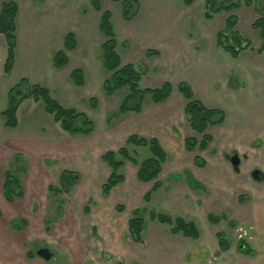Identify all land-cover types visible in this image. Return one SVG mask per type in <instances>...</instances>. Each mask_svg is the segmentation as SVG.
Segmentation results:
<instances>
[{"label": "rangeland", "instance_id": "374dc122", "mask_svg": "<svg viewBox=\"0 0 264 264\" xmlns=\"http://www.w3.org/2000/svg\"><path fill=\"white\" fill-rule=\"evenodd\" d=\"M11 1L17 3L20 9V17L16 30L14 66H12L13 70L11 69L12 72L8 75L3 71L4 55H0V107L4 106L6 100L4 92L7 86L13 82L17 83L21 78H26L30 83L37 81L40 86L46 87L52 99L61 106H71L85 114L93 122L94 132L88 137L66 138L59 133L60 131L63 134L58 124L53 122L52 116L44 111V105L41 101L34 103L32 100L26 99L18 108L17 128H5L2 125L3 120L0 116V139L2 137L8 138L6 141H2V145H8L9 149L13 145L10 151L4 149V151L10 152L11 155L7 158H5L6 156L0 158V172L2 173L8 169L11 173L16 174L21 183L25 181L30 184V180L33 179V182L41 184L39 207L38 203H34V210H38V212L34 213L39 216L45 210L46 218L43 224L50 227L55 221L61 222V224L67 223L66 215H71L67 207L71 202L68 201L65 194L59 196L47 194L46 197L45 188L50 183L58 187L60 171L64 168L70 169L78 176L77 184L72 187L70 194L77 190L76 188L79 186L81 189H88L87 196L90 198L85 205L89 209L109 217L108 221L113 220L118 228L119 235L114 240L117 244H114L115 246L112 248L105 241V251L108 252L107 255L110 260L96 258V260L88 263H77L71 253L64 251L66 246L63 241L59 243H57V240L49 242L45 236L31 239V244L27 246L28 249L35 254L39 248H47L53 256L50 261L42 260L43 264H96L95 261L99 263L104 261V264H119L120 262L122 264H259L257 260L245 262L243 261L244 258L238 260L230 256L223 259V253L219 256L221 260H214L203 254L202 248L205 246L215 248L216 243L214 242L217 239L215 233L219 231L218 226L216 227L208 222L207 216H232L234 213L242 215L239 207H237L235 196L232 197L231 202H226L223 199H218L214 192L205 194L203 191L193 190L192 187L175 188L173 177L176 175L164 173L158 180L160 187L155 192H151L150 200L146 203L143 201L142 196L140 198L139 196L135 197V188L131 186L135 182V180L133 181L135 169L129 163L124 164L121 169V173L125 178L123 184L115 187L108 199L101 196V185L109 175V168L101 160V156L106 151H116L121 148L124 145L125 138L130 134L131 127L128 123L130 121L128 113L124 115L117 114L120 102L127 91L124 89L112 96H106L101 86L102 80L106 79L109 74L101 66L100 45L104 41V37L97 29L100 14L91 8L90 0H61L64 5L59 2L48 5L46 0L42 3H40L42 0ZM204 1L195 0L193 5L185 7L180 0H141L142 15L138 16L132 23H126L121 19L118 4H114L110 0H102V9L108 10L112 15V26L118 42L116 51L123 64H133L141 72L139 83L141 89L157 88L162 83L169 82L173 90L177 92L176 87L180 77L200 74L203 69L227 72L231 83H237V86L242 82L246 83V80L249 79L255 85L263 80L264 57L257 56L256 53L261 41L258 33L251 26L253 21L264 13V6L261 5L263 0H251L253 2L252 6L242 4L230 13L224 11L217 13L210 20L203 17ZM32 9L36 12L38 19L34 21V27H32L33 20L27 17V12H31ZM158 15L162 16L161 20L156 19ZM177 15L181 17L184 28L191 36L196 35V29L203 30L204 34L206 30L209 33L221 31L225 27L226 18L229 15H234L237 19L236 28L245 39L250 41L251 49L242 51L237 60L231 58L228 53L222 50L214 52V56H212L210 48L214 46L212 45L213 41L211 43V39L205 37L203 43L198 44V46H191L192 53L188 52L186 54L187 67L178 69L173 64V56L164 48L165 39L162 38V34L159 32L161 26L174 29L173 20ZM153 16H156V18H153ZM74 28L78 33L79 47L73 56L71 53L68 54L69 65L59 71L50 65L53 74L57 72L67 74V88L59 89L54 86L51 80L53 75L43 66V62L47 64L49 51L57 43L61 48L63 35L67 32H73ZM125 38L130 40L126 41ZM123 43H126L127 46H124ZM50 45L52 46L51 49H49ZM196 47L200 49L198 50ZM147 50H157L161 54L159 56H146ZM209 52L212 59L208 57ZM257 57L260 58L258 61ZM82 59L86 66H92V68H86L83 71L85 84L81 87L74 85L68 74L76 67L77 69H83L81 62L75 65L78 60ZM193 60L196 63L190 67L189 65ZM95 62L98 63L97 66ZM69 87L71 89H68ZM219 89V96L223 101V106L219 110L224 112L227 125L230 126L231 124L232 127L243 130L249 129L253 125L261 133L264 129V115L261 112L257 113V110L261 103H264V97L255 95L253 99L250 98L253 100L252 103L249 101L242 102V99L234 97L228 91L223 92L221 86ZM17 93L22 96L20 91ZM68 93H73L74 98L71 99L70 95L67 98ZM90 99L97 101L95 108L90 106ZM143 105L146 108L153 106L148 98H146ZM22 106L35 110V114L31 112L28 115L26 120L28 122H24L22 118ZM50 125L54 128L55 134L58 135V138L55 137L57 140L53 143L54 147L57 146L56 151L55 149L47 150L49 146H42L44 145L43 142L47 141L45 137H47L48 132L46 131H49ZM38 128L39 130L36 131ZM216 128L219 127L212 126L208 128V133L213 138L215 137L214 131ZM25 133H33L27 138L28 141L26 142L10 139L15 137L16 134L23 135ZM219 134H221V131H219ZM32 136L37 139H32ZM60 148L68 150L70 160H63L59 157L57 160L52 158ZM249 148H251V151L249 153L244 152L239 167L243 168L244 164L253 163L250 168L251 172L254 170L261 171L258 166L261 163L264 164V140L262 137L256 138ZM130 150L131 155L138 161L150 156L148 150L144 148L131 147ZM15 153L20 154L19 159L11 158ZM233 154H228L225 157L228 158ZM200 158L203 159V157ZM28 179L30 180L28 181ZM32 188L33 186L28 187L29 195L32 194ZM134 197L136 200H134ZM72 198L76 199L75 197ZM239 200L241 203L244 202L243 197H240ZM116 206H121L123 210L116 212ZM135 209L140 211V217L144 220L142 242L139 244L133 243L125 231V220L130 217L131 212ZM0 212L2 215L6 213L3 207L0 208ZM150 212L166 215L172 219L182 217L186 221L194 222L200 231V238L198 240L184 239L181 234H172L170 226L161 224L157 220H151ZM62 215L64 216L63 219L58 220V217H62ZM111 216L114 218H110ZM84 219H87V217H84ZM100 221H102V218ZM225 238L228 242L234 241L231 231L226 233ZM94 255H97V250ZM34 258L37 259L38 257L34 256ZM262 263L264 264V262Z\"/></svg>", "mask_w": 264, "mask_h": 264}, {"label": "crops", "instance_id": "0c3cea01", "mask_svg": "<svg viewBox=\"0 0 264 264\" xmlns=\"http://www.w3.org/2000/svg\"><path fill=\"white\" fill-rule=\"evenodd\" d=\"M9 1L11 0H1L0 6L3 2H9ZM32 1H36V0H32ZM43 1L44 0H42L40 3H42ZM136 1H138L140 5L138 14L131 21L126 22L123 20L124 22L132 23L138 16L142 15L141 14L142 2L141 0H136ZM46 2L48 3V5H54V3L57 2L64 5V3H62L61 0H46ZM261 5L264 6V0L263 2H261ZM36 16H37L36 12H34L33 9L31 10V12L30 11L27 12V17L33 20L32 27H34V21L38 20ZM19 17H20V9L18 7V13L15 21L16 30L18 27L17 25H18ZM161 17L162 16L160 15H158L157 18L156 16H153V18H156L158 20H161ZM98 24H99V20L97 23V29H98ZM173 25H174V29L173 28L168 29L167 26L164 27L161 26L159 32L160 34H162V38L165 39L164 48L167 50L168 53H170L171 56H173L172 60L176 68L181 69L187 67L188 63H187L186 54L188 52L192 53L191 46L193 45L198 46V44L203 43L205 37L210 38L211 43L213 41L212 45L214 46L210 48L212 56H214V52L218 50H222L216 46V34L219 31H217L216 33L215 32L209 33L206 30L204 34L203 30L196 29L197 30L196 35H194L196 37H194L193 35L191 36L190 33L186 31V29L184 28L183 21L181 17L178 15L173 20ZM75 28L73 32H67L65 35H63L61 48L59 47L60 45L57 43L56 46L51 51H49L46 60L47 64L43 62L44 64L43 66L46 67V69L53 75L51 77V80L54 86L59 89L67 88V84H66L67 74H63L60 72L53 74L50 65H52L54 54L63 48L64 37L68 33H72L76 39V47L72 51L66 53L68 58V64L66 66L69 65L70 59L68 54L71 53V55L73 56L74 52L79 47V37ZM125 40L127 41L130 39L125 38ZM51 47L52 46L50 45L49 49H51ZM196 48L198 50L200 49L198 47ZM15 51H16V47H15ZM148 51L154 52V54L152 55H156V56H159L161 54V52L157 50L156 51L147 50L146 53ZM6 53H7L6 40L2 35H0V55H4L3 57L5 58V60H6ZM211 54L208 55L210 59H212ZM257 56H260V54H257ZM262 56L263 55H261L260 57ZM239 57L240 54L238 55L237 58H235V60H237ZM252 59L254 60V58ZM258 59L260 58L257 57V61ZM14 61H15V52H14ZM80 62L83 64V69H80L82 70V72L86 68L87 69L92 68V66L90 67L86 66L85 62H83V59L78 60L77 63L75 62L74 63L75 65H77ZM195 63L196 61L193 60V62L189 66L191 67L192 64L194 66ZM97 64L98 63L95 62L96 66ZM101 66H102V62H101ZM75 69H77V67ZM12 70L10 72H12ZM59 70L60 69H57V71ZM73 70H71L68 74L69 79H70V73ZM10 72L8 74H10ZM83 78H84V72H83ZM21 79H25L26 81L29 82V80H27L26 78H21ZM103 81L104 80H102V84ZM262 81L264 82V78ZM262 81L259 82L258 85H255L251 83V79H249L246 80V83L242 82L243 84L240 83L239 86H237V83L235 84L231 83L227 72L225 73L222 70L214 71L209 69L208 70L203 69V71H201L200 74H193L190 77L188 76L180 77L178 84L181 82H185L189 84L195 98L201 101L204 106L208 108L220 109L221 106H223V101L219 96L220 92H218L220 90L219 89L220 86L222 87L223 92L228 91L229 94L233 95L234 97H238L242 99L241 100L242 102L249 101L250 103H252L253 100L251 99H253L255 95H261L262 97H264V83ZM18 82L17 83L13 82L9 84L7 86V89H5L4 95L6 97V100L4 106L0 107V116L1 113L4 110H6L8 106L9 91L15 85H17ZM29 84L39 85L37 81H33V83L29 82ZM84 84H85V79H84ZM84 84L82 86H84ZM41 87L47 89L46 87L43 86ZM68 89L71 88L69 87ZM69 95L71 96V99L74 98L73 93L70 94L68 93L67 98ZM22 103L20 105H22ZM183 105H184V99L178 93V91L175 92L172 87L170 96L164 102L155 105L153 104V106H150L149 108H146L143 105V109L139 114L128 113L129 116L128 119L130 120L128 121V123L131 127V131L129 135L135 134L144 138H156L159 141L160 145L167 154V160L162 164V169H161V173L159 174L158 180L160 176L164 173H168V174L173 173L174 175H176L175 177H173L174 178L173 183L175 188H181V187L185 188V187H190L186 179V174H188L199 185L202 186L197 189L193 188V190L195 191H203L205 194H210L211 192H214L216 196H218V199L221 200L223 199L226 202L228 201L231 202L232 197L235 196L237 198V207H239L242 215L236 213H234V215L232 216L224 215L226 217L225 222H230L231 224H243L245 226L252 227L254 229V236H253L254 248L257 251V256L251 258L247 257L246 258L247 260L243 256L241 257L235 256V259L237 258L238 260H240L244 258L243 261L245 262H252L257 260L259 261L258 262L259 264H263L262 262H264V180L255 181L252 179L250 168L253 166V163L251 164L246 163L244 164L243 168H240L239 166L241 165V161L243 160L244 152L249 153L251 151V148H249V146L254 143V140L259 136H261L262 139L264 140V129L260 133L258 128L256 126L253 127V125L251 126V128L246 130L232 127L231 124L230 126H228L227 118L225 117L224 122L221 125H218L217 127L219 128H216V130L214 131L215 137L213 138L211 136L212 141L210 142L206 150L204 151L196 150L194 152H187L184 148V139L191 137L199 140L200 135L196 134L190 129L189 124L187 123L186 118L183 114ZM66 108L74 109V107L71 106H68ZM21 112L23 113L22 118L24 119V122H28L26 120L28 118V115L31 114V112L35 114V110L27 106H22ZM258 112H261V114L264 115V103H261V105L258 107L257 113ZM16 118H17V114H16ZM2 125H3V121H2ZM17 126H18V120H17ZM38 130L39 128L36 131ZM219 131H221V134H219ZM46 132H48L47 137H45L47 141L43 142L44 145L42 146L45 145H46L45 147L49 146L47 150L55 149L56 151L57 146L54 147L53 143H55V141L57 140L55 137H57L58 135L55 134L54 128L51 125L49 131ZM59 133L66 138L88 137V136H68L65 133L62 134L60 131ZM189 133L190 135H188ZM32 134L33 133L30 134L25 133L23 135L16 134L15 137L10 139L17 140L18 142L20 140L26 142L28 141L27 138ZM35 138L36 137L34 136L32 139L35 140ZM6 139L8 138L2 137L0 139L1 159L5 156H6L5 158H7L9 155H11L9 154L10 152H6L4 151V149H8L10 151L13 145L10 143L12 145L10 146L11 149L8 148V145H2V141L3 140L6 141ZM231 153L238 154L240 158V162L237 169L233 168L228 158L225 157L226 155ZM19 155H20L19 153H15L14 155L11 156V158L14 157L19 159ZM58 157L63 160H70L68 150H64L63 148H60L58 153L55 154V156L52 158H55L57 160ZM196 157L198 158L203 157V159L201 158L200 159L205 162L204 167H199L195 164L194 160ZM132 167L135 169V173L133 174L134 177L133 181L135 180V182H133L131 186L132 188H135L134 191L135 197L136 198L138 196L139 198L140 196L144 197V195L151 190L152 184L139 182L137 180V168L134 166ZM258 168L261 170L259 172L264 176V164L261 163L258 166ZM63 170L70 171V169L64 168L60 171V173ZM5 171H8V169H6ZM3 173L4 172L2 173L0 172V208L3 207L6 213L2 215L0 212V264H43L42 259L39 257L37 259L34 257L32 259L27 258V253L31 252L27 246L31 244V239L39 236L41 237L45 236V238L48 239L49 242H53L57 240L58 241L57 243H59L60 241H63L66 246L64 251L71 253L77 263H88L89 261L96 260V258H102L104 254L108 253L105 251L106 248L105 241H107L108 243L107 245H109L110 248H112L117 244L114 242V240L116 239V237H119L117 232L118 228L113 223V220L108 221L109 217H105L104 214L101 215V213H97V211H93L89 209L87 205H85V203L89 202L88 200L90 198L89 196H87L88 189L87 190L83 188L81 189V187L79 186L78 188H76L77 190H75L72 194H70V192L65 194L67 196L68 201L71 202L69 207H67V210H69L70 211L69 213L71 214V215H66L68 220L67 223L64 222L61 224V222L59 223L55 221V223H52L51 226L49 225L50 227H46L43 224L46 218L45 210H43L39 216H36L35 214L38 212V210L37 211L34 210V203H38V207H39L38 201H40L39 199L41 194V188H40L41 184L33 182V179L31 180L28 179V181L30 180V184L29 182L26 183L25 181H23L22 183L20 182L23 196L21 198L15 199L12 202H7L3 197V185H2ZM29 186H33V188L31 189L32 192L31 195H29L30 191H28ZM49 186H51V183L47 184L45 188V196L47 194L50 195L48 191ZM111 192L113 193V190ZM34 196L37 198H35ZM72 197H75L76 199H73ZM108 197H106L105 199H108ZM135 197L134 200H136ZM240 197H243V201L246 203L244 202L241 203L239 200ZM245 198H247V200H245ZM85 207H87L88 209L87 212L84 211ZM116 207H115V211H116ZM63 217H64L63 215L62 217H58V220H62ZM84 217H87V219H84ZM101 218L102 221H100ZM110 218H114V217L111 216ZM104 220L106 221L104 222ZM127 220L128 219L126 218L125 220L126 233H127ZM20 221L25 223L24 228L22 229L12 228V224L18 223ZM219 225L223 227L222 223H219L218 226ZM215 226L217 227V225ZM184 239L186 238L184 237ZM96 250H97V255H94V252ZM222 257L223 259H225L227 256L224 255ZM216 260H221V257L217 258Z\"/></svg>", "mask_w": 264, "mask_h": 264}, {"label": "trees", "instance_id": "16d2710c", "mask_svg": "<svg viewBox=\"0 0 264 264\" xmlns=\"http://www.w3.org/2000/svg\"><path fill=\"white\" fill-rule=\"evenodd\" d=\"M120 6L122 20L129 22L136 17L139 12V2L136 0H110ZM185 7L193 5L195 0H180ZM102 0H90L91 8L100 13L98 30L104 37L100 45L102 66L109 76L104 79L102 88L106 96L126 90L118 107L117 114L124 115L127 113L139 114L143 109L146 98L152 104L164 102L171 94L172 85L164 82L157 88L141 89L139 83L141 72L133 64H123L119 54L116 51L118 42L115 31L112 26V15L108 10L102 9ZM252 6L251 0H205L203 4V17L206 20L212 19L213 15L222 11L230 13L240 6ZM18 6L16 3L9 1L3 2L0 6V35H2L7 44L6 60L3 71L8 74L13 66L14 52L16 47V16ZM237 19L234 15H229L225 20V27L216 34V46L228 53L231 58L235 59L242 51L250 50L251 43L245 39L237 30ZM254 29L260 38V46L256 50L257 54L264 56V13L255 19L252 23ZM126 46V44H123ZM76 47V39L72 33L64 37L63 48L54 54L52 65L56 69H61L68 64L66 53ZM154 52L148 51L146 55H152ZM70 79L76 86L84 84L83 72L80 69H74L70 73ZM178 93L184 99L183 114L189 124L190 129L200 135V139L185 138L184 148L187 152L204 151L212 141L208 128L221 125L224 122L225 114L216 108H208L201 101L195 98L191 87L185 82H181L176 87ZM18 91L22 96L18 95ZM26 99L34 103L42 102L44 111L52 116L54 123L58 124L60 130L68 136H88L94 131L93 122L83 113L73 108L61 106L57 101L50 97L49 91L39 85H31L25 79H21L8 93V106L1 113L3 125L5 128L14 129L17 126V110L19 105ZM92 108L97 106V101L89 100ZM144 148L149 152V157L138 161L131 155L130 148ZM101 160L108 166L109 175L101 185V196L106 198L111 191L122 184L125 180L121 169L126 162L137 168V180L143 183H152L151 190L144 197V202H149L151 192H155L159 187V174L161 173L162 164L167 160V154L156 138H144L138 135H129L124 145L116 151H106ZM195 164L204 167L205 162L200 158H195ZM3 197L7 202H12L21 198L19 178L15 173L4 171L2 174ZM78 176L75 172L63 170L58 178V187L49 186L48 191L52 196H59L70 192L73 186L77 184ZM187 183L190 187L197 189L202 187L192 177L186 174ZM264 176L260 174L259 181H263ZM121 206L116 207V211L121 212ZM87 212V207L84 208ZM140 211L135 209L131 212L127 220V234L130 240L136 244L142 242V232L144 230V220L140 217ZM151 220H157L161 224L171 227L172 234H181L184 237L196 239L199 236L198 230L193 222H187L182 218L172 219L166 215L149 213ZM210 222H217L219 218L208 216ZM25 223L20 221L12 224L14 229H22ZM35 256L32 252L27 253V258L32 259Z\"/></svg>", "mask_w": 264, "mask_h": 264}, {"label": "flooded vegetation", "instance_id": "af4514ba", "mask_svg": "<svg viewBox=\"0 0 264 264\" xmlns=\"http://www.w3.org/2000/svg\"><path fill=\"white\" fill-rule=\"evenodd\" d=\"M179 218H181V217H179ZM214 218H219V221L213 223V222H210L208 220V222H210L214 226L215 225L218 226V224L222 222L223 227H221L219 225L218 226L219 231H217L215 233V237H217L215 242L213 240V242L216 243L214 246L215 248L213 247L214 249H212V247H210V246H205L204 248H202V250L204 252L203 254L205 256L211 257L214 260L219 258L220 254H222V253H223L222 255L227 256L226 258H228L229 256L232 258L233 257L235 258V256H240V257L243 256L246 259L247 257L251 258V257L257 256V251L255 250L254 243H253L254 229L252 227L245 226L243 224H231L230 222H225L226 217L224 215L219 216V217H214ZM207 219H208V216H207ZM187 222H192V221H187ZM194 225L196 226L195 223H194ZM196 228H197V226H196ZM197 230H198V228H197ZM230 231H231L232 236L234 237V241H232V242H228L225 238L226 233L230 232ZM198 233H199V236L195 240H198L200 237V231L199 230H198ZM185 238H189V237H185ZM191 239H193V238H191ZM102 259L108 260L109 259L108 255L104 254ZM104 263H105L104 261L100 262V263L96 262V264H104ZM106 264H111V263H106ZM119 264H122V262H120Z\"/></svg>", "mask_w": 264, "mask_h": 264}, {"label": "water", "instance_id": "95a60500", "mask_svg": "<svg viewBox=\"0 0 264 264\" xmlns=\"http://www.w3.org/2000/svg\"><path fill=\"white\" fill-rule=\"evenodd\" d=\"M229 162L233 166V168L237 169L239 162H240V158L238 157L237 154H233L229 158ZM259 176H260V172L258 170H254L251 172V177L253 180L258 181ZM35 254L37 257L41 258L44 261L51 260L52 256H53V254L51 252H49V250L47 248H39Z\"/></svg>", "mask_w": 264, "mask_h": 264}]
</instances>
